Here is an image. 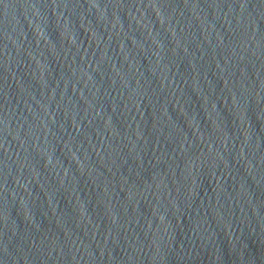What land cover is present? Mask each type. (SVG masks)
Here are the masks:
<instances>
[{"label": "water", "instance_id": "obj_1", "mask_svg": "<svg viewBox=\"0 0 264 264\" xmlns=\"http://www.w3.org/2000/svg\"><path fill=\"white\" fill-rule=\"evenodd\" d=\"M0 264H264V0H0Z\"/></svg>", "mask_w": 264, "mask_h": 264}]
</instances>
